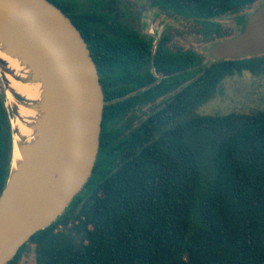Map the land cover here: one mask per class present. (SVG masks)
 <instances>
[{"label": "trees", "instance_id": "1", "mask_svg": "<svg viewBox=\"0 0 264 264\" xmlns=\"http://www.w3.org/2000/svg\"><path fill=\"white\" fill-rule=\"evenodd\" d=\"M48 1L78 29L97 68L106 102L99 150L65 212L7 264L31 246L35 264H264V111L197 113L223 80L255 73L258 63L204 66L194 51L168 49L166 35L153 54L152 39L122 24L114 0ZM257 1L152 3L207 21L205 34L220 37L215 20L244 18ZM160 98L138 125L118 126ZM9 117L0 81V194L10 169Z\"/></svg>", "mask_w": 264, "mask_h": 264}, {"label": "water", "instance_id": "2", "mask_svg": "<svg viewBox=\"0 0 264 264\" xmlns=\"http://www.w3.org/2000/svg\"><path fill=\"white\" fill-rule=\"evenodd\" d=\"M230 22L242 26V31L213 44L209 52L213 61L264 54V4ZM0 42L7 43L6 53L19 57L32 73L23 81L0 59L12 138L10 169L0 194V264H7L31 236L65 212L88 182L98 155L106 102L88 45L70 19L48 0H0ZM152 72L158 80L164 77ZM7 76L23 83L42 82L45 100L40 105L26 100L10 88ZM7 91L29 110H45L41 121L28 126L36 132L35 141L28 142L13 129L14 116L24 119L17 106L8 104ZM14 134L20 137L21 164L16 170Z\"/></svg>", "mask_w": 264, "mask_h": 264}, {"label": "rangeland", "instance_id": "3", "mask_svg": "<svg viewBox=\"0 0 264 264\" xmlns=\"http://www.w3.org/2000/svg\"><path fill=\"white\" fill-rule=\"evenodd\" d=\"M116 2V7L120 12V7L125 8L127 3L125 0ZM145 3V0H141ZM148 4V3H147ZM146 4V5H147ZM264 4V0H259L254 3L249 9L245 10L240 16H246L253 13L259 6ZM150 7H144L143 12L140 14L139 23L136 21L134 25L142 32L152 31L156 37L162 38L168 36L169 45L173 50L182 51H194L199 54L202 59V65L209 64L212 59L210 58V48L214 41L224 37L226 35H234L237 30L242 28L240 25L231 24L229 18L222 20L221 27L217 26L220 30L221 36H213L207 33L209 28L207 21L186 20L181 16H173L170 12L162 11V15L155 17L156 9H160L153 3ZM129 9V8H128ZM239 16V15H238ZM130 18V16H129ZM235 31V32H234ZM259 63L264 64V59ZM264 67V66H263ZM260 67L251 74L245 71L241 75L228 77L220 84L214 97L204 104L199 110L198 114L201 115H215V114H228L231 112L249 114L257 111H264V68ZM7 99L11 106H17L19 113H22L21 105L18 104L13 97H9V91L6 93ZM162 99H158L155 102L145 105L142 108L136 109L133 113L128 114L123 118L118 126L128 123L129 126L135 127L138 123L144 120L147 115L153 110L157 109L161 105ZM18 264H35V256L33 247H30V251L22 256Z\"/></svg>", "mask_w": 264, "mask_h": 264}, {"label": "bare ground", "instance_id": "4", "mask_svg": "<svg viewBox=\"0 0 264 264\" xmlns=\"http://www.w3.org/2000/svg\"><path fill=\"white\" fill-rule=\"evenodd\" d=\"M9 48L10 47L7 43L0 42V59L4 60L8 68L12 69L15 72V75L20 76L23 81L31 78L30 76L32 73L29 67L25 65L19 57H10L6 53ZM7 80L10 84V88L21 94L24 98H26V100L35 102L39 105L45 100L42 82L23 83L21 81L18 82L13 80L10 76H7ZM9 97H12L10 93ZM8 104L10 105L9 100ZM21 108V116L24 120L20 121L14 116L11 121L12 127L14 130L18 131V134L23 136L28 142H33L36 140V138L33 137L36 132L29 129L28 126L41 121L45 117V110L40 108L38 111H34L23 106H21ZM18 134H14L13 142L14 170H16V167L21 164V157L19 155L20 137Z\"/></svg>", "mask_w": 264, "mask_h": 264}, {"label": "flooded vegetation", "instance_id": "5", "mask_svg": "<svg viewBox=\"0 0 264 264\" xmlns=\"http://www.w3.org/2000/svg\"><path fill=\"white\" fill-rule=\"evenodd\" d=\"M119 1H122V0H119ZM126 2H123V3H127L128 5H130V7L126 5L125 8H121L120 7V13H121V16L119 17L120 21L122 22V24H125L127 26H129L130 29H133L135 30V32L138 33V35L143 38L144 40H148V39H152V44L154 43H159V41L162 39V38H159L156 37L154 35V33L152 31L146 33V32H141L140 29H138V27L136 28V25H134V22H138L140 21V14L141 12H143L144 10V7L146 6L147 8L148 7H152L151 4H152V0H145V3H142L141 0H125ZM148 3V4H147ZM147 4V5H146ZM129 8V9H128ZM119 13V14H120ZM156 14V16L158 15H162L163 13L160 12V10L156 9V12L154 13ZM251 14V12H250ZM130 16V18H129ZM222 20H227V19H218V20H215V22H213L214 24H216L217 26L220 25L221 27V23H222ZM221 22V23H220ZM242 31V28H240L239 30H237V33L234 34V35H226L224 37H221L220 39L214 41V43L212 44H215L216 42H219L221 40H224V39H227V38H231L237 34H239L240 32ZM235 32V31H234ZM165 46L170 49V50H173L170 45H169V40L168 42L165 44ZM213 46V45H212ZM246 59V58H245ZM248 59V58H247ZM249 59H252L253 61H256L258 63V67L257 69H259L260 67H263V65H261V63H259L261 60L264 59V54H261V55H258V56H254V57H250ZM264 68V67H263ZM256 69V70H257ZM250 73V72H249ZM253 74V73H251Z\"/></svg>", "mask_w": 264, "mask_h": 264}]
</instances>
